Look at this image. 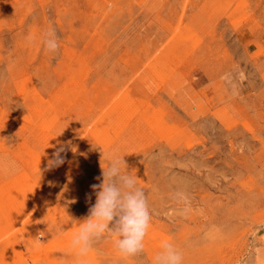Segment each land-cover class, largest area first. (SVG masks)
I'll use <instances>...</instances> for the list:
<instances>
[{"label": "rangeland", "instance_id": "obj_1", "mask_svg": "<svg viewBox=\"0 0 264 264\" xmlns=\"http://www.w3.org/2000/svg\"><path fill=\"white\" fill-rule=\"evenodd\" d=\"M111 148L151 223L141 255L105 238L88 264L165 239L183 264H264V0H0V264H59Z\"/></svg>", "mask_w": 264, "mask_h": 264}, {"label": "clouds", "instance_id": "obj_2", "mask_svg": "<svg viewBox=\"0 0 264 264\" xmlns=\"http://www.w3.org/2000/svg\"><path fill=\"white\" fill-rule=\"evenodd\" d=\"M35 39L32 35L27 37L30 44ZM40 42L46 52L55 54L59 49L55 28L44 31ZM61 151L63 148L57 149L49 167L63 163ZM123 157L118 148L102 151V161L107 166L101 163L102 182L91 186L95 203L89 208L87 217L78 223V230L72 234L68 246L61 250L63 255L59 264H65L67 257L72 258V264H88L89 256L96 251L95 244L105 238H114L113 248L122 260L144 252V240L151 223L147 196L145 190L138 186L137 178L127 170ZM17 170L18 165L10 156L0 154V173L11 175ZM63 232L62 227H57V236H63ZM183 260L182 252L171 240L165 239L152 257L151 264H183Z\"/></svg>", "mask_w": 264, "mask_h": 264}]
</instances>
